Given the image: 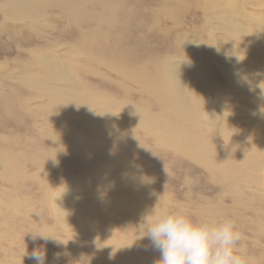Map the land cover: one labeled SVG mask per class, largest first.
<instances>
[{
  "label": "rangeland",
  "instance_id": "1",
  "mask_svg": "<svg viewBox=\"0 0 264 264\" xmlns=\"http://www.w3.org/2000/svg\"><path fill=\"white\" fill-rule=\"evenodd\" d=\"M89 1L77 2H85L86 8L77 9L82 22H89L81 28L49 14L40 16L45 26L30 28L31 22L10 20L0 9V25L7 30L0 34V264H35L31 253L37 248L46 250V264H156L160 253L141 239V224L154 207L197 222L230 218L241 234L238 246L252 264H264V47L257 40L258 34L264 37V0H241L250 2L244 7L240 0H144L141 10L142 0ZM87 39L109 41H104L106 51H123L131 73L142 74L155 64L161 72L171 63L180 66L191 77L188 92L194 80L211 84L224 92L222 101L208 98L198 121L176 122L173 96L164 102L157 92L156 99L123 78L115 67L121 64H113L109 52L83 48L94 58L73 53L75 73L70 74L77 91L86 90L82 97L89 95L88 104H78L73 82L61 76L54 82L56 72L35 63L42 53L79 51ZM196 50L219 58L204 66L201 76L200 70L193 74L190 61ZM51 87L74 97L52 101ZM170 88L173 95L183 90ZM120 107L148 114L161 127L156 131L162 130V143ZM100 112L103 126L92 118ZM175 125L182 126L176 141L168 134ZM39 234L51 237L45 241Z\"/></svg>",
  "mask_w": 264,
  "mask_h": 264
},
{
  "label": "bare ground",
  "instance_id": "2",
  "mask_svg": "<svg viewBox=\"0 0 264 264\" xmlns=\"http://www.w3.org/2000/svg\"><path fill=\"white\" fill-rule=\"evenodd\" d=\"M82 1V0H81ZM87 1V0H85ZM89 1V0H88ZM90 1H93V0H90ZM89 1V2H90ZM96 1V0H95ZM102 1V0H101ZM234 0H232L233 2ZM258 1V0H257ZM79 2V0H0V9L2 10L3 14L5 17L9 18L10 20H18L19 22H22L23 25L27 26L28 23L31 22V25H30V28H35V27H38L37 29H39V26H45V23L42 19H40L43 15V14H49V17H52L53 15H56L60 18H63L65 20V22H69V24L71 26H73L74 28H81L82 24L84 23H87L88 20L86 19L87 22H82L83 20L81 19L82 17V12L80 13L79 10L77 8H79V5H82L83 4V7L85 6L84 3H77ZM242 1L240 0L239 3H241ZM258 2H262V1H258ZM108 3V2H107ZM144 3L145 1L142 0V1H139L138 2V9L137 10H141L143 7H144ZM236 3V2H235ZM234 3V4H235ZM250 3V2H248ZM247 2H242L241 5L242 7H244V5H247L248 4ZM257 3V2H256ZM77 4V6H76ZM102 4V3H101ZM109 4V3H108ZM171 4V3H170ZM237 4V3H236ZM86 5H87V2H86ZM89 5V4H88ZM93 5V4H92ZM99 5V4H98ZM233 5V3L231 4ZM230 5V7H231ZM239 5V4H238ZM241 5L238 6L237 10H239V12H241V8L240 7ZM249 5V4H248ZM97 7V5H95ZM105 6V5H103ZM126 6V5H125ZM124 6V7H125ZM252 6V5H251ZM258 6V5H256ZM82 7V6H81ZM91 7V6H89ZM87 7V8H89ZM107 7V6H106ZM123 7V8H124ZM229 7V6H228ZM227 8V9H230ZM234 7V5H233ZM232 7V8H233ZM263 7V5H262ZM86 8V7H84ZM99 8V7H98ZM102 8V7H101ZM104 8V7H103ZM247 8V7H246ZM256 8V7H255ZM260 8V7H259ZM80 9V8H79ZM94 9H96L94 7ZM93 9V10H94ZM226 9V8H224ZM248 9V8H247ZM92 10V11H93ZM97 10V9H96ZM114 10V8H113ZM111 10L113 13L114 11ZM234 10V9H233ZM246 13V10L243 9ZM257 10V9H255ZM84 11V9H83ZM90 11V10H88ZM87 11V12H88ZM91 11V12H92ZM105 11V10H103ZM110 11V10H109ZM116 11V10H115ZM228 11V10H227ZM227 11H224L227 13ZM235 11V10H234ZM86 12V14H87ZM102 12V11H101ZM233 12V11H231ZM238 12V11H237ZM96 13V11L94 12L93 11V14ZM98 13V11H97ZM111 13V12H110ZM126 16H129L131 19L133 18V16H130L127 14V12L125 11L124 12ZM223 13V12H222ZM225 13V14H226ZM241 13H244V12H241ZM85 14V16H86ZM93 14H92V18H93ZM105 14V13H104ZM112 14V13H111ZM233 14V15H232ZM91 15V13H90ZM227 15H229L227 13ZM231 15L234 17V12L231 13ZM41 16V17H40ZM84 16V17H85ZM88 16V15H87ZM86 16V17H87ZM97 16V14H96ZM107 16V15H105ZM112 17V15H110ZM109 16V17H110ZM113 16H116V15H113ZM230 16V15H229ZM45 17V16H43ZM57 17V18H58ZM85 17V18H86ZM4 18V17H3ZM2 18V19H3ZM6 18V19H7ZM47 18V17H46ZM59 18V19H60ZM100 18V17H99ZM113 18V17H112ZM125 18V17H124ZM226 18V17H225ZM235 18V17H234ZM247 20V18H250L247 13L246 15L243 17ZM241 18V19H243ZM5 19V18H4ZM5 19V20H6ZM89 19V17H88ZM91 19V18H90ZM101 19V18H100ZM109 19V18H108ZM240 19V18H239ZM47 20V19H46ZM56 20V19H55ZM95 20V19H94ZM103 20V19H102ZM252 20V19H251ZM250 20V22H252ZM259 20V19H258ZM17 21V22H18ZM92 21V20H91ZM112 21V20H111ZM143 21V20H142ZM13 22V21H12ZM55 22V21H54ZM104 22V20L102 21ZM224 22H227V19L224 20ZM240 22V21H239ZM245 22V20H244ZM249 22V21H248ZM248 22H246V24H249ZM259 22V21H258ZM5 23V22H4ZM14 23H16L14 21ZM89 23V22H88ZM219 23V22H218ZM222 23V22H221ZM236 23V22H235ZM238 23V22H237ZM236 23V24H237ZM243 22H241L242 24ZM93 24V22H92ZM108 24V23H107ZM226 24V23H225ZM224 24V25H225ZM245 24V23H243ZM256 24V22L254 23ZM16 24H14L15 26ZM20 25V24H19ZM55 25V24H54ZM102 25V24H101ZM108 25H111L110 22ZM252 25V24H251ZM250 25V26H251ZM5 26V25H4ZM3 24L0 25V34L1 33H4L6 32V27H4ZM86 26V25H85ZM90 26V25H89ZM92 26V25H91ZM222 28L224 29L223 27V24L221 25ZM241 26V25H240ZM244 26V25H243ZM4 27V28H3ZM7 27L10 28L11 27V21L8 20V23H7ZM88 27V25L86 26V28ZM97 31H98V28L96 26H94ZM102 27V26H101ZM108 27V26H107ZM226 27V26H225ZM246 27H249V26H246L245 25V28ZM13 28V27H12ZM15 28V27H14ZM48 28V27H47ZM89 30H90V27H88ZM104 28V27H103ZM120 28V27H119ZM251 28V27H250ZM248 28V29H250ZM260 28V27H259ZM257 27V29H259ZM22 29V28H21ZM42 29V27H41ZM95 29V30H96ZM109 29V28H107ZM118 29V27H117ZM244 29V28H242ZM241 29V30H242ZM246 28V30H248ZM31 30V29H30ZM47 31V29H45ZM56 30V29H55ZM77 30V29H76ZM83 30V29H82ZM105 30V29H104ZM103 30V31H104ZM245 30V29H244ZM250 30H253V29H250ZM263 30V29H261ZM14 31V30H13ZM17 31V30H15ZM33 31V29L31 30ZM37 31V30H36ZM39 31V30H38ZM44 31V30H43ZM84 31V30H83ZM91 31V30H90ZM88 31V32H90ZM153 31V30H152ZM156 31V30H155ZM227 31V30H226ZM254 31V30H253ZM79 32V31H78ZM108 32V31H107ZM121 32V31H120ZM223 32V30H222ZM258 32V31H257ZM256 32V34H257ZM31 33V32H30ZM42 33V32H41ZM46 33V32H45ZM44 33V35H45ZM49 33V32H48ZM73 33V31H72ZM110 33V32H109ZM156 33V32H155ZM226 33V32H225ZM261 33V32H260ZM263 33V32H262ZM16 34V33H15ZM50 34V33H49ZM62 34V33H60ZM77 34V33H76ZM83 34V33H81ZM91 34V32H90ZM118 34V33H117ZM152 34V33H151ZM255 34L252 33V37L253 35ZM48 34H46L47 36ZM75 35V34H74ZM85 35V34H84ZM236 35V34H235ZM11 36V34H10ZM17 36V35H16ZM43 36V35H42ZM49 36V35H48ZM77 36V35H76ZM87 36V35H86ZM117 36V35H116ZM230 36V35H229ZM233 37V35H231ZM31 37V36H30ZM73 37V36H72ZM80 37V36H78ZM141 37V36H139ZM224 37V36H223ZM256 38V36H254ZM65 38V37H63ZM77 38V37H76ZM88 38V36L86 37ZM104 38V37H103ZM110 38V37H109ZM138 38V37H137ZM111 39V38H110ZM43 40V39H42ZM58 40V39H57ZM80 40V39H79ZM112 40V39H111ZM111 40H110V43H111ZM128 40V38H127ZM257 40L260 41V46H262V48L264 47V37H262L261 34H258L257 35ZM44 41V40H43ZM85 43L87 44L88 47L85 46V43L82 44V45H78L79 47V51L77 49H74V48H70V49H67V50H64V51H58V52H53L51 54V52L47 53L46 55H44L43 53L41 54V58H36L37 59V63H35L36 65L38 66H42L43 68H45V71L47 73H49L50 71H54L56 72L54 76H56V79H52L54 82L57 80V78L59 76H61L62 78H66L68 80H70L71 82H73L72 84V87L74 90L77 91V82L74 78H72L71 74L70 73H75L73 71L74 69V64H73V58H74V55L73 53L75 54H78L80 57L82 58H88L90 60H92L94 57L90 54V53H86V52H89V51H84L85 49L83 48H90V49H93L95 50L96 52H99L100 54L104 55L103 53L105 52H109L110 53V59L114 60V62L111 60V62L113 64H115V61L118 62V64H121L120 66H115L118 68V72L120 73V75L123 76V78H126L128 81H132L134 84L138 85L139 87L143 88L144 90L146 91H151L150 93L153 94V96L158 99L159 96L157 94L160 93L162 94V99L164 102H169L170 100V97L173 96V104H177V107L174 106V109H175V118H176V122H181L183 124H185L187 121H198L199 120V117H200V114H201V107H202V104L205 106V101L208 99V98H212L213 100H218V101H222L221 100V97L224 95V92H219L217 93L215 86L211 85V84H207V85H202L200 83H197V81L194 80V82H191L190 84V91L188 92L187 89H186V84H187V81L188 79H190L191 77H187L186 76V73L185 71L183 70V68H181L180 66H175V64L173 65L172 63L170 64L171 66L168 68L167 71L165 72H161L159 67H158V64H155L153 65L152 69L149 71V70H146L145 72H143L142 74L140 73H131L129 71V64L127 62V60L125 61L124 60V56L122 55V53H119V52H123V51H119L117 49L113 50H109V51H106L108 48V46L106 44H104V41H96V40H93V39H87V40H84ZM83 41V42H84ZM243 41L245 42V40L243 39ZM247 41V40H246ZM107 42V41H105ZM223 42V40H221V43ZM75 43H76V40H75ZM82 43V42H81ZM109 43V41L107 42ZM113 44V43H112ZM244 44V43H243ZM241 45V43H240ZM245 45V44H244ZM128 46V45H126ZM178 46V44H177ZM176 46V47H177ZM246 46V45H245ZM67 47V46H66ZM77 47V48H78ZM243 47V46H242ZM80 48L82 49V51H80ZM261 48V49H262ZM122 49V48H121ZM263 50V49H262ZM92 51V50H91ZM192 52L194 50H191ZM31 54V53H30ZM94 54V53H92ZM226 54V53H225ZM101 55V56H102ZM107 55V54H106ZM237 55V54H235ZM97 56V55H96ZM227 56V55H226ZM103 57H101L102 59ZM104 58H106V56H104ZM104 58L102 60V62H104ZM87 59V60H88ZM211 59V56L207 53V52H201L199 50H196V52L194 53V57L191 59L190 57V61L192 60L191 62V65L192 67L194 66V71H193V74L195 73H198V70L201 71L200 73V76L201 74L203 73V69H204V66L208 65L209 64L211 65L212 61L215 60V62H219V58L218 57H214L213 56V59L214 60H210ZM235 59V58H234ZM83 60V59H81ZM85 60V62L87 61ZM208 60H210L209 62H207ZM238 60V59H237ZM106 61V60H105ZM248 61V60H247ZM88 62V61H87ZM230 62V61H229ZM232 62V61H231ZM239 62L242 63V61L240 60ZM100 63V62H99ZM108 63V61H106V64ZM110 63V61H109ZM88 64V63H86ZM91 64V63H89ZM232 64V63H231ZM93 65V64H92ZM101 65H103L101 63ZM105 65V64H104ZM103 65V66H104ZM109 65L111 64H108V67ZM187 65V63L185 64ZM106 66V65H105ZM202 66V67H200ZM212 67V65H211ZM112 69V68H111ZM226 69H229V68H226ZM216 69H210L209 70V74L211 75H215ZM221 70V69H220ZM68 72L67 74H64V72ZM80 71V70H79ZM219 71V70H217ZM231 71V70H230ZM251 71H254V69H252ZM221 72V71H220ZM219 72V76L221 77V82L223 84H227L225 83L226 82V78L225 76H223L221 73ZM227 72V71H226ZM229 72V71H228ZM227 72V74H228ZM209 74L207 73V75H205V77H207V80L210 78ZM234 74V73H233ZM261 74V73H260ZM211 75V76H212ZM199 76V77H200ZM228 76V75H227ZM38 77V76H37ZM40 77V76H39ZM42 77V76H41ZM45 80V79H43ZM210 82V81H209ZM234 82V81H233ZM42 82H40L41 84ZM232 83V82H231ZM37 84V82H36ZM43 87L46 86L45 84V81H43ZM80 84V82H79ZM170 84H173L175 87L179 88V89H183L182 92H178L176 94L173 95L172 91H171V88H170ZM235 84V83H234ZM251 84H254V83H251ZM40 85H35L34 84V87H39ZM237 86V85H236ZM243 87V86H242ZM54 87H51L50 88V91L53 89ZM70 89L69 90H72L71 87H69ZM260 88V86L257 87V89ZM218 89V88H217ZM256 89V90H257ZM54 90L56 92H52L51 93V99L52 101H55L57 100L58 102L61 101V102H66L68 97L69 98H72L74 96H71L72 94L71 93H68L64 90H62L61 88H54ZM67 90V89H66ZM40 91V89H39ZM89 91V90H88ZM87 91V93H88ZM84 92H86L85 89H82L81 91H77V95H79V97H81L80 99H77L75 98V102L78 103V104H81V103H86L88 104L89 102V95H85V97L83 98V94ZM89 94H91V92L89 91ZM66 95V96H65ZM94 94H92V98ZM55 98V99H54ZM94 101H96L97 103H101L100 99H96V97L94 98ZM159 105H162V103H158ZM190 105V107H193L192 110L190 109H186V105ZM103 105V104H101ZM153 105H151L152 107ZM150 107V108H151ZM119 108V107H117ZM121 109L123 108L124 110L128 111L129 110V114L130 115H133L134 117L137 116V118H140L141 121H143V125H145V129H147L148 131L151 132L152 135H154L156 137V139L159 141V143H162V141L160 140V132H157L156 130H158L159 128H161L160 126H155L154 123L151 121L152 118L149 117L148 114H144V115H141L139 114L138 111L134 110V109H128V108H124V107H120ZM158 108V107H157ZM160 110V108L158 109ZM211 110V109H210ZM221 110V109H220ZM100 111L102 112H106L105 110H103V108L101 109L100 108ZM134 111V113H133ZM198 111V114L196 115V118H194V115L197 113ZM207 111V109H206ZM215 112V111H214ZM213 113V112H212ZM100 113H98V115H95V116H92V118L94 119L95 123L100 125V126H103V120H104V117L100 115ZM208 114V113H207ZM208 116V115H207ZM136 119V118H135ZM126 120H128V118L126 117ZM131 121V120H130ZM116 122V120H115ZM124 122V121H123ZM127 122V121H126ZM215 122V121H214ZM122 122H120L121 124ZM108 124V123H107ZM123 124V123H122ZM117 126V122L116 123H113V126ZM148 126V128H147ZM121 127V126H120ZM182 129V126H179V125H175V130L174 129H171L168 131V134H174V138H175V141L176 140H180L181 139V131ZM184 138H188V137H184ZM55 140L57 142H60V140L58 138L55 137ZM6 155V154H5ZM5 158V157H4ZM55 185V184H53ZM57 185V184H56ZM69 192V191H68ZM67 191L65 192L64 195H66ZM44 195V194H43ZM46 195H47V192L44 196V198H46ZM112 195V194H111ZM79 198H76V200H74V202H72V205L73 203H75L76 201H78ZM45 200V199H44ZM45 202V201H44ZM63 211V214L66 212V210H62ZM49 214V213H47ZM52 214V213H51ZM44 216H45V213H44ZM47 216V215H46ZM68 218H71L70 215H68ZM52 219V217H51Z\"/></svg>",
  "mask_w": 264,
  "mask_h": 264
},
{
  "label": "clouds",
  "instance_id": "3",
  "mask_svg": "<svg viewBox=\"0 0 264 264\" xmlns=\"http://www.w3.org/2000/svg\"><path fill=\"white\" fill-rule=\"evenodd\" d=\"M141 231L145 233L141 239L146 237L160 253L156 264H252L238 246L241 234L230 218L197 222L184 213L154 207L141 224ZM39 236L45 241L51 237ZM60 255L55 253L54 258ZM31 259L35 264H46V250L34 249Z\"/></svg>",
  "mask_w": 264,
  "mask_h": 264
}]
</instances>
